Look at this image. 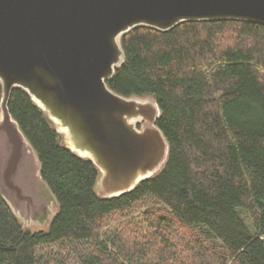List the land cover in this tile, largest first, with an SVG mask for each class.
I'll use <instances>...</instances> for the list:
<instances>
[{
    "label": "trees",
    "instance_id": "trees-1",
    "mask_svg": "<svg viewBox=\"0 0 264 264\" xmlns=\"http://www.w3.org/2000/svg\"><path fill=\"white\" fill-rule=\"evenodd\" d=\"M120 44L124 60L107 85L156 101L165 162L129 192L102 197L95 164L13 88L8 110L56 211L31 230L0 194V264H65L73 252L74 264H264V25L138 26Z\"/></svg>",
    "mask_w": 264,
    "mask_h": 264
},
{
    "label": "water",
    "instance_id": "water-1",
    "mask_svg": "<svg viewBox=\"0 0 264 264\" xmlns=\"http://www.w3.org/2000/svg\"><path fill=\"white\" fill-rule=\"evenodd\" d=\"M212 20L264 25V0H0V194L12 211L28 221L42 209L30 193L33 174L41 178L37 155L7 106L13 88L95 164L98 195L124 194L163 165L168 143L152 97L107 85L124 60L121 35Z\"/></svg>",
    "mask_w": 264,
    "mask_h": 264
},
{
    "label": "rangeland",
    "instance_id": "rangeland-1",
    "mask_svg": "<svg viewBox=\"0 0 264 264\" xmlns=\"http://www.w3.org/2000/svg\"><path fill=\"white\" fill-rule=\"evenodd\" d=\"M61 137H62V142L64 144H67L66 137L63 134H61ZM31 181L33 186V189L30 190V193L33 196L32 199L35 203H37L38 206H41L42 209H40L37 214L32 215V217H37V218L28 221L25 220L24 214L22 213L19 214L18 212H15V214L17 215L18 219L21 221L22 225L25 228H29L31 230L44 229L47 227L50 218L56 211V202L52 194L44 184V182L39 177L38 172H35L33 174ZM44 208L46 209L45 213L43 212ZM137 212L135 213V216H137L139 220H142V215L140 214L143 212V210H140L138 214ZM54 249H56V247ZM69 251L71 252L72 250ZM66 258L67 259L65 260V264H74L76 262L74 252L72 253L71 257L66 254Z\"/></svg>",
    "mask_w": 264,
    "mask_h": 264
}]
</instances>
